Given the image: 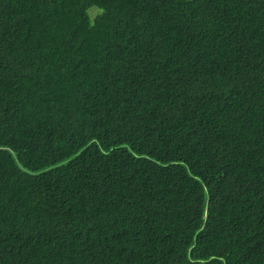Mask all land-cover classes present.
Returning a JSON list of instances; mask_svg holds the SVG:
<instances>
[{"label": "trees", "instance_id": "1", "mask_svg": "<svg viewBox=\"0 0 264 264\" xmlns=\"http://www.w3.org/2000/svg\"><path fill=\"white\" fill-rule=\"evenodd\" d=\"M0 264H264V0H0Z\"/></svg>", "mask_w": 264, "mask_h": 264}]
</instances>
